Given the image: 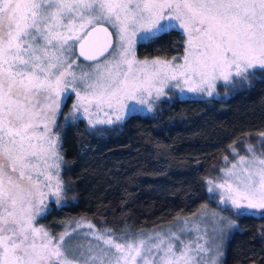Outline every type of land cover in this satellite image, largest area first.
Listing matches in <instances>:
<instances>
[{
    "label": "snow or ice",
    "instance_id": "snow-or-ice-1",
    "mask_svg": "<svg viewBox=\"0 0 264 264\" xmlns=\"http://www.w3.org/2000/svg\"><path fill=\"white\" fill-rule=\"evenodd\" d=\"M173 30L186 37L182 62L136 58L137 36L148 42ZM76 49L95 63L80 68ZM256 71L264 74V0H0V264H204L222 216L211 221V237L207 222L181 225L199 233L185 239L118 236L88 223L81 235L97 243L87 247L72 243L82 221L59 236L39 226L47 196L56 204L65 196L52 126L69 88L77 97L72 117L82 111L95 128L121 121L135 110L130 102L152 111L169 86L212 96L217 81L247 83ZM246 151L215 184L207 181L208 191L219 189L234 209H264V144Z\"/></svg>",
    "mask_w": 264,
    "mask_h": 264
},
{
    "label": "trees",
    "instance_id": "trees-1",
    "mask_svg": "<svg viewBox=\"0 0 264 264\" xmlns=\"http://www.w3.org/2000/svg\"><path fill=\"white\" fill-rule=\"evenodd\" d=\"M183 49L184 36L173 30L138 43L135 55L168 60ZM234 85L221 98L170 93L152 113L130 114L101 132L83 121L59 122L66 204L49 203L36 223L54 234L77 219L135 233L169 226L204 207L218 208L206 180L230 148L264 134V74ZM226 215L235 227L220 264H264V216Z\"/></svg>",
    "mask_w": 264,
    "mask_h": 264
},
{
    "label": "rangeland",
    "instance_id": "rangeland-1",
    "mask_svg": "<svg viewBox=\"0 0 264 264\" xmlns=\"http://www.w3.org/2000/svg\"><path fill=\"white\" fill-rule=\"evenodd\" d=\"M105 26L108 27L111 32H113V29L110 26H108L107 24ZM179 31L182 33L181 30H179ZM113 38H114V46L113 47H115L116 36H115L114 32H113ZM185 41H186V37L184 36V49H183L182 54L180 56L168 59V61L182 62V58L185 54ZM140 42H142V41L140 40L139 36H137L135 48H136V45ZM75 55H76V52H75ZM141 61H143V60H141ZM149 61H151V60H149ZM76 65H78L80 68H85L87 65H90V64L83 63L78 59L76 61ZM76 65H74V70L79 71V68H77ZM260 75H263V74H261L259 71H256V74L254 77L260 76ZM240 83H242V82H237V83H235V85H238ZM233 85L234 84L224 85L223 81H217L216 89H215V92L212 96H207V95H203V94H199V93H190L187 91H185L184 93H181L179 89H174V88H171V86H169L168 88L165 89L166 95L161 96L158 100H155V102L152 103V111L149 112L147 110L148 105H134V102H130L129 107L132 108L134 106L135 110L130 112V113L125 114L124 118L121 121L110 124V125L109 124H97L95 128H92L89 125L88 119H87V117H84L82 115V111L75 113L76 118L72 117L71 114L73 113V105L77 103V97H76L75 93H73L71 91V89L69 88L61 96L60 109H59V112L57 113L55 124L52 126V132L55 133V129L58 126L59 122L71 123V122H77V121H83L87 127L91 128L93 130H96L98 132L105 131V130H108L112 127L118 126L130 114H133V113H138V114L152 113L153 111H155V108L160 104L161 101L168 99L170 93L174 94L176 96L188 97V98H193V99L221 98L222 95L226 96L228 94L227 90L229 89V87H231ZM249 144H251L255 148V150L257 152H259L261 150V145L264 144V134L256 137L253 142L246 141L245 143H243L239 147L230 148V154L222 160L221 165L218 166V168L212 173L211 177H209L205 182L206 183V191L209 195L213 196L214 200L216 201L218 208L204 207L203 209H201V211H199L195 215H193L189 218H186V219L176 220L175 222H173L169 226H165V227L153 229V230H148V231H139V232H135L133 234L144 233L146 235L155 236L156 234H166V233L176 232L177 235H180L182 239L193 238L196 235H198L199 233H197L195 231L182 233L179 231L180 226L184 225L186 228H194L198 225L200 229H204L206 226L205 222H207L209 237H211L213 235V233L211 231V221L214 220L216 216H222L225 218L224 220L219 222L220 227H222V229H223L222 233L220 234V236L217 238L216 241L209 240V245H211V249L208 252L201 253V256H203L204 264H207V262L213 258H215L216 264H220L223 246L225 244V241H226L227 237L229 236L230 232L232 231V229L235 227L234 226L235 224L233 223V221H232L231 225L228 224V221H231V220L227 217L226 212L234 214L235 216H243V215L264 216V209H247V210H245V209H234V208H232V206L230 204L221 203L220 202V196H221L220 190L214 188V190L212 192H209L208 188L213 187V185H209L207 183V181L211 179V180H213V182L215 184V182L217 181V178L222 177L224 175V172L222 171L223 169L230 168L232 166V164H236L239 156H245L247 158L249 154L246 151V146ZM57 146L59 148L58 142H57ZM59 151H60V148H59ZM62 162H61V167H62ZM61 167H60V169H61ZM51 202L55 203V198L53 196L49 195L45 199V205L47 206V209L49 207V203H51ZM64 204H66L65 198L62 199L61 202L59 204H56V205H64ZM241 212H243L245 214L239 215L238 213H241ZM80 221L84 222L85 226L77 229V232L72 234L74 237H76V239L72 240L73 245L82 244L85 247H87L89 244H91L94 246L97 243V241L93 237L81 235L82 233H86V232L90 231L86 226L88 223H91L88 220H85V219L71 220L63 226V229L61 230V232H63L66 228L73 226L76 222H80ZM94 229L99 230V231L103 230V229H98L95 226H94ZM48 231L53 236H59L61 233V232H59V233L54 234L50 230H48ZM112 232H114V231H112ZM114 233H116V232H114ZM116 234L119 236V235H122L123 233H116ZM209 237H205V239H209ZM68 239H70V237L66 238V240H68ZM209 245H205V247H209ZM217 245H218L219 255H217Z\"/></svg>",
    "mask_w": 264,
    "mask_h": 264
},
{
    "label": "water",
    "instance_id": "water-1",
    "mask_svg": "<svg viewBox=\"0 0 264 264\" xmlns=\"http://www.w3.org/2000/svg\"><path fill=\"white\" fill-rule=\"evenodd\" d=\"M106 27V26H105ZM110 31V30H109ZM111 32V31H110ZM112 42H113V46H114V38L112 37ZM76 56L78 57V59L83 62V63H87V64H91V63H95L94 61H90V60H85L84 57L79 56V50L76 49ZM111 52V49H108L107 52H105V56H107L109 53ZM104 57H100L99 59H103Z\"/></svg>",
    "mask_w": 264,
    "mask_h": 264
}]
</instances>
